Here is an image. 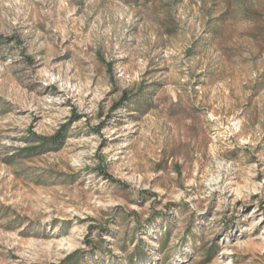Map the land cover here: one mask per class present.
Wrapping results in <instances>:
<instances>
[{"label": "rangeland", "instance_id": "rangeland-1", "mask_svg": "<svg viewBox=\"0 0 264 264\" xmlns=\"http://www.w3.org/2000/svg\"><path fill=\"white\" fill-rule=\"evenodd\" d=\"M0 34V264H264V0H0Z\"/></svg>", "mask_w": 264, "mask_h": 264}, {"label": "trees", "instance_id": "trees-1", "mask_svg": "<svg viewBox=\"0 0 264 264\" xmlns=\"http://www.w3.org/2000/svg\"><path fill=\"white\" fill-rule=\"evenodd\" d=\"M11 39L13 40V37H5L4 35L0 34V46L3 44H6ZM17 41H20V40L17 39ZM129 98H130L129 95L125 92L123 97H122V101L128 100ZM66 127H67V125L64 124L54 134L48 135V136L39 135L35 131H30V133H29L30 136L33 138V141L38 142V145H33V146L29 145V146L23 147L21 149V151L27 152L26 158H30V157L34 156L33 155V154H35L34 152L36 150H39V149L41 150L40 151L41 153L45 152L46 150L60 149L63 146V144L65 143V140L67 137ZM116 182H120V181L116 180ZM73 256L74 255L70 256L68 258V260L72 259Z\"/></svg>", "mask_w": 264, "mask_h": 264}]
</instances>
